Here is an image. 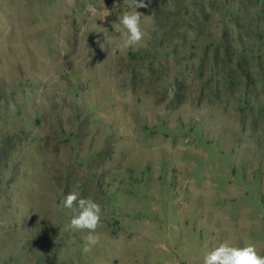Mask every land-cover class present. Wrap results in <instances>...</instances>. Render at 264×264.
I'll return each mask as SVG.
<instances>
[{
    "label": "rangeland",
    "instance_id": "rangeland-1",
    "mask_svg": "<svg viewBox=\"0 0 264 264\" xmlns=\"http://www.w3.org/2000/svg\"><path fill=\"white\" fill-rule=\"evenodd\" d=\"M130 11L0 0V263L264 255V0H150L122 52ZM69 193L102 207L88 254Z\"/></svg>",
    "mask_w": 264,
    "mask_h": 264
},
{
    "label": "clouds",
    "instance_id": "clouds-1",
    "mask_svg": "<svg viewBox=\"0 0 264 264\" xmlns=\"http://www.w3.org/2000/svg\"><path fill=\"white\" fill-rule=\"evenodd\" d=\"M135 11L125 12L120 20L126 30V38L120 44L122 52L128 49H135L141 45L145 37V30L142 28L141 17L145 16L137 9L148 8L150 0H133ZM100 49H105V38L98 37L95 41ZM62 208L72 209L75 215L70 220V227L76 230H87L82 245V253L88 254L100 242L101 236L97 229L102 225V207L91 198H80L76 193L66 195L61 205ZM203 264H264V255H259L256 246L248 243L238 247L224 241L213 247L203 256Z\"/></svg>",
    "mask_w": 264,
    "mask_h": 264
},
{
    "label": "built area",
    "instance_id": "built-area-1",
    "mask_svg": "<svg viewBox=\"0 0 264 264\" xmlns=\"http://www.w3.org/2000/svg\"><path fill=\"white\" fill-rule=\"evenodd\" d=\"M0 264H2V263H0Z\"/></svg>",
    "mask_w": 264,
    "mask_h": 264
}]
</instances>
